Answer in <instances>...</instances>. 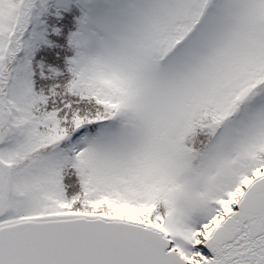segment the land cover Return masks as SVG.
<instances>
[{
  "label": "snow or ice",
  "instance_id": "obj_1",
  "mask_svg": "<svg viewBox=\"0 0 264 264\" xmlns=\"http://www.w3.org/2000/svg\"><path fill=\"white\" fill-rule=\"evenodd\" d=\"M0 264H264V0H0Z\"/></svg>",
  "mask_w": 264,
  "mask_h": 264
}]
</instances>
